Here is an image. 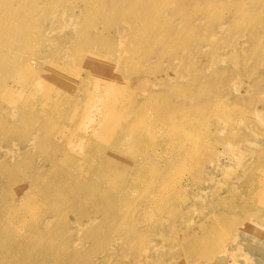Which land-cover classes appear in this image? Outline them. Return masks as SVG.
<instances>
[{"label": "rangeland", "instance_id": "1", "mask_svg": "<svg viewBox=\"0 0 264 264\" xmlns=\"http://www.w3.org/2000/svg\"><path fill=\"white\" fill-rule=\"evenodd\" d=\"M261 193L264 0H0V264H264Z\"/></svg>", "mask_w": 264, "mask_h": 264}, {"label": "bare ground", "instance_id": "2", "mask_svg": "<svg viewBox=\"0 0 264 264\" xmlns=\"http://www.w3.org/2000/svg\"><path fill=\"white\" fill-rule=\"evenodd\" d=\"M50 18V17H49ZM45 19V18H44ZM41 20H43L42 18H41ZM49 20V19H48ZM41 22V21H40ZM44 22V21H43ZM45 24H46V22H45ZM44 26V25H43ZM47 87H49L50 88V90L48 91L49 93H48V96H47V98L45 99V101L43 102V108H46L48 105L46 104L47 102H49L52 98L54 99V93H52V92H54V83L53 82H51ZM39 111H43V109H39ZM48 111V110H47ZM97 124V123H96ZM97 130V129H96ZM120 131L121 132H125V133H127V132H129V133H131V132H133V131H135V129H129V130H127V128H120ZM92 133V132H91ZM103 137H105V135L103 136ZM86 139V138H85ZM99 140V139H98ZM101 140V139H100ZM90 140H88V142H89ZM134 142L135 143H137V144H139V141L138 140H134ZM257 143H259V142H257ZM134 145V143L133 142H131L130 144H129V146H133ZM157 145V144H156ZM158 146V145H157ZM143 148V147H142ZM97 150V149H96ZM85 155V154H84ZM145 158V157H144ZM111 159V158H110ZM140 160H142V159H140ZM113 161L112 160H109V163H112ZM141 164V163H140ZM115 165H117L118 166V163H115ZM131 172V171H130ZM133 172V171H132ZM136 172V171H135ZM165 173V172H164ZM83 174V173H82ZM100 175H101V177H102V173L100 174V172L98 173V174H96L95 175V177H100ZM130 175V174H129ZM128 175V176H129ZM143 175V174H142ZM104 176H106V175H104ZM162 176V175H161ZM130 177V176H129ZM105 180H106V177L105 178H101V183H104L105 182ZM132 184V183H131ZM263 191V190H262ZM259 200H264V195L261 193V195L259 196ZM260 204V203H259ZM217 261H219V260H217ZM223 263V262H222Z\"/></svg>", "mask_w": 264, "mask_h": 264}]
</instances>
